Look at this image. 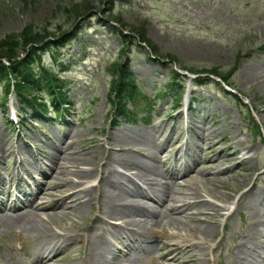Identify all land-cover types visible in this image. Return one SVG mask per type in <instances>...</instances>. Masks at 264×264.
Returning <instances> with one entry per match:
<instances>
[{"label":"rangeland","instance_id":"374dc122","mask_svg":"<svg viewBox=\"0 0 264 264\" xmlns=\"http://www.w3.org/2000/svg\"><path fill=\"white\" fill-rule=\"evenodd\" d=\"M78 2L83 7L74 8L77 14L81 11V15L76 17L68 9L73 8L74 4L78 5ZM86 10L89 11L85 12ZM27 27L32 32L39 33V36H45V43L49 42L39 51L41 62L49 68L54 67L72 107L71 115L65 122L31 121V111L21 110L13 92L10 93L8 103L1 105L0 83V139L5 142L0 144V185L7 188V195L10 194V186L18 182V173L25 177V171L19 166L20 159L33 162L27 150L21 149L17 142H23L29 147L36 143L44 145L45 141L57 144L59 140L65 142L67 135L71 134L73 138L76 136V147L85 159L83 165V161L79 163V167L90 168L91 164L94 169L98 167L100 158L104 157L101 144L108 134L122 138L144 136L149 141L156 138L162 144L159 156L163 160L167 156L180 159L179 163H165L163 166L158 160H148L146 163L158 166L163 173L164 170L171 171L173 166L175 169L189 171L187 174L194 176L193 183L198 188L195 193L215 204L224 216L232 215L227 220V245L222 246L218 253L225 255L229 252L231 243L233 245L240 236L249 234V221L257 219L256 214L260 216L257 230L264 236V0H0V41L6 35H18ZM75 32L77 33L73 36ZM141 37L146 40L145 46L152 53L153 48H157L164 65H161L162 62L159 64L148 60V52L144 48L138 49L135 46L130 55L127 54L131 43H144L140 40ZM51 43L60 46L53 49L49 46ZM46 45L47 48L44 47ZM28 48L25 52L18 53L19 60L27 57ZM54 57L58 59L60 64L57 65L63 72L54 66ZM116 60L123 68L127 67L144 97L150 100L159 98L151 107L148 125L141 122L132 125L117 122L113 125L112 120L116 116L109 103L110 99L114 102V85L119 77V69L112 66ZM174 63L178 67L204 71L199 72L196 77L187 74V94L182 108L176 114L170 113L168 99H162L159 95V90L169 81L170 64ZM211 69L222 71L224 76L229 75L226 81L233 87L234 93L238 94L241 103L235 97L234 99L218 92L213 85L192 87L193 79L205 78V71ZM189 99H193L195 104L190 111H186ZM26 100H30V96ZM47 117L51 119V115ZM141 118L140 114L138 119ZM21 120L24 124H21ZM66 123L70 125L67 126ZM209 132L212 133L211 137H208ZM226 134L228 138L235 136L245 143L250 142L257 154L254 156L255 160L253 157L247 164L249 170H243L235 180L238 183L241 178L249 179L246 186H233L238 189L235 191L232 182L227 181L217 188L219 194L231 197L224 202L204 194L218 184L219 177L206 182L203 173L207 165L201 164L204 163L203 150L219 143ZM167 136L170 137L169 142H165ZM201 138L204 144L201 143ZM224 149L226 145L211 152L210 158L222 159ZM49 151L52 153V149ZM93 151L94 157L91 156ZM111 154L115 158L120 156L114 151ZM242 154L241 152L240 155ZM186 155L193 157L194 165ZM67 163L68 161L64 164L65 169L73 171L75 167L72 163ZM234 164L228 162L224 167L231 168ZM50 168L52 164L43 161L41 173L36 172L37 168L32 164L27 170L41 183V174H47ZM100 169L109 181L114 179V169ZM111 171L113 174H110ZM212 172L207 171L208 174ZM93 182L94 180H89L83 186H90ZM124 187L125 190L128 189ZM242 191H246L248 197L237 205L233 197L237 198ZM184 194L189 195L191 191L186 189ZM100 208L104 212L102 205ZM235 208L237 212L233 213ZM91 209H87L86 220L74 219L76 226H80L78 235L85 228L87 230L89 224L86 223L97 213L96 203L92 204ZM216 223L211 243H208V239L205 240L208 246L206 250L203 249L205 256H200L197 249L192 251L204 264H211L209 250L219 238L221 217L216 218ZM186 226L195 225L186 223ZM114 231L107 238L115 245V254L119 257L122 253L138 254L142 258L140 263L143 264L144 257L139 254L140 247L137 243L147 242L151 237L154 239L155 234L147 237L132 235L124 230ZM157 232L154 229V233ZM165 232L175 233L177 237H189L186 230L176 233L166 228ZM254 240L256 247L262 245L259 251L263 254L264 237L258 236ZM13 242L17 246V240H13L6 225L0 224V255L10 259L7 264H22L12 254ZM166 242L169 243V240ZM109 246L112 252L113 249ZM82 247L83 251L85 246ZM72 251L70 255L68 252L61 257V264H78V253ZM72 257L76 258L72 260Z\"/></svg>","mask_w":264,"mask_h":264},{"label":"bare ground","instance_id":"6f19581e","mask_svg":"<svg viewBox=\"0 0 264 264\" xmlns=\"http://www.w3.org/2000/svg\"><path fill=\"white\" fill-rule=\"evenodd\" d=\"M207 134L208 137L212 136L210 132ZM165 138V141L169 142L170 137ZM147 139L144 136L122 138L108 134L101 144L104 157L100 158L98 167L94 169L91 164H89L90 168L79 167V163L83 161V165L85 159L76 147V136L73 138L69 135L65 145L58 147L59 149L53 145L52 149L55 152L52 155L43 151L40 145L34 150L25 147L33 162L21 158L19 166L23 168L28 178H32L27 172L31 164L40 169L41 163L46 161L52 164L53 169L44 178L45 182L36 187V191L27 202L21 203L20 199L16 198L6 208L0 202V224L6 225L9 232L26 237L28 251H32V256L35 258L34 261H24L27 254L20 252L22 257L19 259L20 262L22 264H61L62 252L69 243L79 244L90 241V247L84 260L81 261L82 264H130L131 256L123 255L120 259L116 254L109 253L111 243L92 225L89 233L78 235L79 227L76 226L77 222H74V219H85L87 209L92 210V204L96 203L97 206H103L105 218L118 222V225L104 223V229H111V233L118 229L132 235L151 237L155 234L154 229L164 231L168 228L175 232L186 230L188 238L176 236L178 241L175 244L160 248L161 250L157 253L158 264H204L192 254V251L197 249L200 256H205L204 250L207 247L205 240L208 239V242H211L216 232V218L221 217L222 212L214 204L205 200V197L202 199L201 194H196L198 188L193 183L194 177L187 174V170L181 177H177V174L173 176L163 173L158 166L146 163L145 161L148 160L161 162L159 157L161 143L156 138L152 141ZM3 143L5 142L0 139V144ZM201 143L204 144L203 141ZM224 145H226L223 152L224 160L220 159L221 157H218L219 159L214 157L212 161H208L206 170L213 172L204 176L206 182L216 177H219V182L204 194L214 200L227 202L231 197L219 194L217 188L227 181L232 182V188L239 184L246 186L249 179L241 178L238 183L235 180L241 172L243 173V170H249L248 160L253 158L257 150L252 148L249 142L245 143L235 136L228 138L224 135L219 143L209 146L203 150V153L209 158L211 152ZM241 147L246 152L239 155ZM111 151L118 152L120 156L115 158ZM94 154L93 151L91 156L94 157ZM66 161H68L67 165L72 163L75 167L73 171L65 169ZM226 162H234L235 165L232 168H226L224 167ZM100 167H104L107 171L109 167L114 169V179L109 181ZM121 170L127 171L128 174L119 172ZM110 174H113V171ZM71 176L73 178H69ZM89 180H97V183L83 186ZM124 186L129 189L125 190ZM250 188L253 189V186ZM186 189L191 191V194L185 195ZM233 190L238 191L237 188ZM247 197L246 191H243L237 202L246 200ZM256 218L259 221L257 219L250 221L249 234L238 241L234 255L231 257L232 264H255L248 258L253 252H259V248H255L254 239L261 235L257 230L260 216L256 214ZM96 220H98L97 215L91 221ZM186 223H192L195 226L187 227ZM168 238L172 239L173 236ZM149 251L150 245L145 254ZM136 260L141 261L138 257ZM2 261L3 257L0 255V263Z\"/></svg>","mask_w":264,"mask_h":264},{"label":"trees","instance_id":"16d2710c","mask_svg":"<svg viewBox=\"0 0 264 264\" xmlns=\"http://www.w3.org/2000/svg\"><path fill=\"white\" fill-rule=\"evenodd\" d=\"M78 2L73 5V8L68 9L69 12L73 13V16L79 17L81 15V11L77 14L74 12L75 9H80L83 5ZM89 10H86L87 12ZM75 17V18H76ZM45 36H39V33L32 32L30 28H24L18 35H6L0 41V82L2 84V92L6 97L11 88L15 90V93L18 95L19 102H23L24 104H28L23 100L22 94H28L29 96L32 94H36L37 97L41 94L46 93L49 96L50 102L54 103L53 93H51L50 87L53 82L56 88H59L56 77L40 62V57L37 55L39 45L45 44ZM140 40L142 42H146V40L141 37ZM29 47V53L27 57L19 60V52L24 51ZM154 53L160 56L157 48H153ZM5 60L9 66H5L2 61ZM36 68V69H35ZM190 73H199L204 71H198L193 68H184ZM37 70V73L35 72ZM211 75L217 76L221 79L228 78L229 75L224 76L225 74L222 71H217L215 69L205 71ZM121 80L119 84L114 85L115 90L117 91V99L119 103L121 102H130L132 104L133 112H129L124 106L119 107L118 104L114 105L116 108L118 107V112L121 114L126 121L131 122L134 120L135 115V103L139 101V95L137 93L136 88L133 86V83L130 81V77L122 71ZM54 87V88H55ZM53 89V88H52ZM33 102L38 104V107L43 109V105L39 104L38 98L33 97ZM21 103L22 105H24ZM128 116V117H127Z\"/></svg>","mask_w":264,"mask_h":264}]
</instances>
